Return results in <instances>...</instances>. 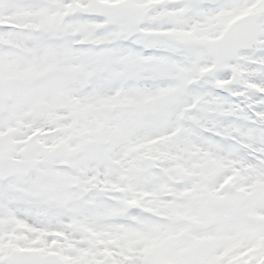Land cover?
<instances>
[{
  "label": "snow or ice",
  "instance_id": "6c2138e0",
  "mask_svg": "<svg viewBox=\"0 0 264 264\" xmlns=\"http://www.w3.org/2000/svg\"><path fill=\"white\" fill-rule=\"evenodd\" d=\"M0 264H264V0H0Z\"/></svg>",
  "mask_w": 264,
  "mask_h": 264
}]
</instances>
